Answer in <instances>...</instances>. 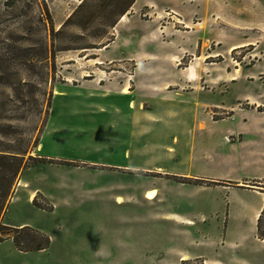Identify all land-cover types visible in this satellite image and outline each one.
<instances>
[{
  "label": "rangeland",
  "instance_id": "obj_1",
  "mask_svg": "<svg viewBox=\"0 0 264 264\" xmlns=\"http://www.w3.org/2000/svg\"><path fill=\"white\" fill-rule=\"evenodd\" d=\"M260 202L264 0H0V264H264ZM4 226L50 246L18 251Z\"/></svg>",
  "mask_w": 264,
  "mask_h": 264
},
{
  "label": "crops",
  "instance_id": "obj_2",
  "mask_svg": "<svg viewBox=\"0 0 264 264\" xmlns=\"http://www.w3.org/2000/svg\"><path fill=\"white\" fill-rule=\"evenodd\" d=\"M118 42V40H116V41H113V43L112 44H115V43H117ZM112 46L113 45H110V48H112ZM111 50H108V52H110ZM113 85L110 87L111 88V91H109V92H107V93H110V97H112V98H114V99H117L118 98V101H121V100H123V101H132V94H134V90H132V91H129L128 93H123V89H124V86L123 85H118V84H115V83H112ZM104 86H106V88L108 87L107 85H104ZM106 93V94H107ZM119 106H121L120 105V103H118V105H116V111H115V113H114V116L116 117V118H118V119H124V120H127L128 119V115L125 117L123 114H121V112H119L118 111V109H119ZM119 112V113H118ZM173 118L175 119V114H173ZM120 119V120H121ZM152 119V118H151ZM152 120H154V119H152ZM150 121V124L148 125V128L144 131V130H142L141 131V133H140V135L142 134V135H144L145 136V138H146V136L148 137L149 136V134L151 133V130H152V128L153 129H155V134H158V125H159V123H157V120H154V121ZM153 123V124H152ZM151 125H157V128H155V127H150ZM157 129V130H156ZM152 135V134H151ZM158 145H160V144H158ZM152 146L155 148V146L157 147V144L155 145V144H152ZM164 146V145H163ZM168 147V146H167ZM166 147V148H167ZM160 148H162V146L160 145ZM165 150V149H164ZM167 153L168 154H170L171 152H169V150L167 151H165V158L167 157ZM171 157V156H170ZM170 157H168L169 158V160H171L170 159ZM163 159V158H162ZM168 160V159H167ZM149 165H152V168H157V170H160V171H163L165 174H169L170 176H190V177H194V178H201V179H204V178H208V177H202V176H193L191 173H184V172H182V171H176V170H173V165H169V164H159V163H154V161H149ZM108 166H110V167H113V168H126V169H131V167H133V162H131V163H129V160L127 161V159H126V161H116L115 160V162L114 163H110V164H107ZM169 165V166H168ZM175 169V168H174ZM184 185V184H183ZM150 187L151 188H153V189H148V187L146 186V189H148V190H146L147 192L148 191H151V190H159V192H160V189H158L157 187H156V189H155V186H152V184H150ZM146 192V193H147ZM157 195V194H156ZM158 196V195H157ZM157 196H155L154 198H152V199H148V198H146V194H145V198L146 199H144L145 201H153ZM119 196H117L116 197V199L118 198ZM31 199H33V197H31ZM158 200H160V198L158 197ZM118 204V203H117ZM122 205V204H121ZM263 205L264 204H262V202H260V203H258V204H256L255 205V207H247V210H245V214H246V216L244 215V217H246V218H248L249 217V220L252 222V224H253V229H254V233L256 232V223H257V218H258V216H259V214H260V212H261V210H262V208H263ZM169 215H173V216H177V217H179L180 218V222L181 223H183V224H185V228H187V227H190L191 228V226L192 225H194V222L192 221V215H186V214H181V213H176V212H169ZM227 216H229V217H227V223H228V220L230 219V216H231V213H228V209H227ZM239 216V215H238ZM215 217H217V216H215ZM243 217V214L242 215H240V218H242ZM166 218V217H165ZM165 220H167L168 222H170L171 220H173V219H168V218H166ZM173 222H175V220H173ZM171 223V222H170ZM181 223H179V224H181ZM191 223V224H190ZM207 224V223H206ZM204 225H205V223H204ZM22 227V226H21ZM227 229V228H226ZM236 245V243H231V246H235ZM211 246V245H210ZM175 251V250H174ZM178 252L177 251H175V253H174V257H176V258H174V260H172V263H180L181 261H182V258L184 257V256H186V258L187 259H195V258H201V257H205V259H204V263L205 264H233V261H232V259H226V258H224V257H218V256H213V255H211V256H209V255H204L203 254V252H197L196 250H194V251H189V250H187L184 254H182V255H180V254H177ZM167 259V258H166ZM166 262L168 263L169 262V260L167 261L166 260Z\"/></svg>",
  "mask_w": 264,
  "mask_h": 264
},
{
  "label": "trees",
  "instance_id": "obj_3",
  "mask_svg": "<svg viewBox=\"0 0 264 264\" xmlns=\"http://www.w3.org/2000/svg\"><path fill=\"white\" fill-rule=\"evenodd\" d=\"M133 1H131L130 4H132ZM128 6H131V5ZM128 9L124 10L123 14L127 13ZM3 160L8 159L6 155H1ZM19 158V157H15ZM2 167V166H1ZM21 167V164L18 166V171ZM176 177V176H172ZM200 181V180H199ZM5 207L3 206L0 208V214L4 211ZM4 229H8L14 232V234L10 237L14 247L21 252H35V251H45L50 246V237L43 234L39 230H35L29 226H25L22 228H11L4 226ZM2 241L0 240V243ZM203 262L197 258V259H188L181 261V264H202Z\"/></svg>",
  "mask_w": 264,
  "mask_h": 264
},
{
  "label": "bare ground",
  "instance_id": "obj_4",
  "mask_svg": "<svg viewBox=\"0 0 264 264\" xmlns=\"http://www.w3.org/2000/svg\"><path fill=\"white\" fill-rule=\"evenodd\" d=\"M124 18H125V16H123V17L121 18L120 22H121L122 20H124Z\"/></svg>",
  "mask_w": 264,
  "mask_h": 264
}]
</instances>
